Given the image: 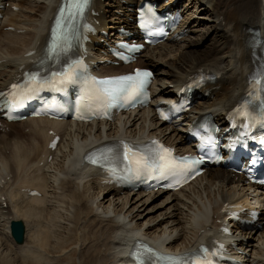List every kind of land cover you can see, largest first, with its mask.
I'll use <instances>...</instances> for the list:
<instances>
[{
  "label": "bare ground",
  "instance_id": "6f19581e",
  "mask_svg": "<svg viewBox=\"0 0 264 264\" xmlns=\"http://www.w3.org/2000/svg\"><path fill=\"white\" fill-rule=\"evenodd\" d=\"M138 1L93 0L92 16L99 30L110 31L107 39L119 26L132 27L128 17L131 4ZM59 2L0 0L4 5L0 88L20 72L19 66L41 53ZM183 8V26L201 32L198 42L209 37L202 46L187 36L179 42L147 46L131 65L99 66L103 74L124 72L132 65L152 66L154 101L149 107L119 115L111 122L30 118L0 128V264H129L126 252L135 239L151 241L169 252L190 251L218 234L219 220H225L233 203L253 198L264 206L262 194L252 196L243 176L222 167L209 168L177 192H121L105 184L101 172L82 160L90 149L116 138L155 137L177 150L190 151L191 147H184L182 134L186 124L182 128L166 126L157 120L152 105L171 97L195 73L213 76L207 84L213 87V96L195 103L190 121L205 112L220 120L245 92L259 56L252 30L258 28L264 35V0H186ZM202 20H209V27L200 29ZM101 39L105 37L99 35ZM29 50L35 53L26 56ZM100 51L99 47L94 54L99 57ZM159 63L166 69L159 68ZM49 130L61 136L54 152L47 149L52 138ZM5 149H10L9 154ZM25 187L37 189L40 195L28 196L21 190ZM101 192L109 197L99 200ZM160 194L165 196L159 198ZM154 199L161 200L159 207L169 204L167 210H179L181 219L166 216V209L154 215L157 206H149ZM20 218L24 219L26 240L17 245L10 237L9 223ZM259 221H264V211ZM228 236L227 244L235 243L232 251L240 249L247 264H264V226L245 233L235 226Z\"/></svg>",
  "mask_w": 264,
  "mask_h": 264
},
{
  "label": "snow or ice",
  "instance_id": "6c2138e0",
  "mask_svg": "<svg viewBox=\"0 0 264 264\" xmlns=\"http://www.w3.org/2000/svg\"><path fill=\"white\" fill-rule=\"evenodd\" d=\"M90 4L91 0H66L65 7L61 8L60 11L62 14L67 11V18L63 22L57 21V27L53 30V39L56 41L53 48H61L62 44H66L69 41L74 35L75 18L82 15ZM141 26L146 27L143 24ZM150 75L147 71L137 70L134 74L115 78L98 81L93 78L92 83L100 86L95 89L93 99L99 106V109L107 115L108 109L116 107L121 103L127 104L139 95L148 84ZM75 79L76 69L74 67H69L61 72H52L48 79L43 78L39 72H35L29 74L28 86L25 91L36 92L45 86L55 87L56 85L72 83ZM261 82H264V73L259 74L256 80L258 84ZM12 87L16 89L18 85H12ZM12 97L13 102H15L16 94L13 93ZM164 118L167 119V117ZM261 143H264V141H261ZM153 144L157 145L156 149L140 152L121 142L123 147L122 159L126 162V171L139 174L142 171L157 167L163 172L178 175L187 170L188 165L183 160L181 162L173 160L170 149L164 148L163 145H158L155 141ZM121 145L102 148L96 153L89 155L87 159L94 165L106 167L109 163L121 159ZM187 159L184 158V160ZM192 163H198V161H192ZM111 171L115 173L116 169L112 168ZM201 251L207 252L208 250L202 249ZM167 259L171 264H189L190 260L189 257H168ZM191 264H211V262L202 260L199 254H194L191 258Z\"/></svg>",
  "mask_w": 264,
  "mask_h": 264
},
{
  "label": "rangeland",
  "instance_id": "374dc122",
  "mask_svg": "<svg viewBox=\"0 0 264 264\" xmlns=\"http://www.w3.org/2000/svg\"><path fill=\"white\" fill-rule=\"evenodd\" d=\"M183 3H184V1L185 0H181ZM114 7V6H113ZM31 15H33V14H31ZM206 21H209V20H202L201 21V24H203L202 26L203 27H200V29H202V28H207V27H209V24L208 23H206ZM210 22V21H209ZM194 23V20L192 21V24ZM208 24V26H206ZM205 26V27H204ZM8 32V31H7ZM23 32H25V29L23 30ZM197 32H199V33H197ZM212 32H213V30H211V34H208V36H212ZM197 33V34H196ZM200 35H201V32L200 31H196V32H192L191 34H190V36H189V38H191L190 40H194V41H192V42H194L195 43V41L197 42V43H199V45L198 46H202L203 44H204V42H207L208 40V38L209 37H207L206 39H204V40H202L201 42H198L197 40H199V37H200ZM191 46H193L194 47V45H191ZM203 47H206V46H203ZM160 64L161 63H159V68H161V69H166V66H165V64H163L164 66H165V68H162L161 66H160ZM152 67V66H151ZM9 145V144H8ZM10 152V149H5L3 152L5 153V154H9V152ZM94 191H98V189H95ZM120 196H121V194H119ZM160 197L159 198H162V197H164L162 194H160L159 195ZM101 197H103V198H108L109 197V194H105L104 192H101L100 193V195H99V200H100V198ZM72 201H75L74 199H72ZM102 201V200H101ZM161 202V200H159V199H154L153 201H151L150 203H149V206H157L156 207V211H155V213H153L154 215L155 214H158V213H162V212H164L165 211V209H166V216H169V217H172V216H175V218L176 219H178V220H180L181 219V217H179V214H178V212H176V211H179V210H172V211H169V210H167V207L169 206V204H163L161 207H165V208H161V207H159L160 205L158 204V203H160ZM104 204H106V203H104ZM129 206V205H128ZM131 207V206H130ZM129 207V208H130ZM175 212V214H173L172 215V213H174ZM23 222H24V219H22V218H20ZM26 222V221H25ZM180 222V221H179ZM29 230V229H28ZM175 235V234H174ZM25 240H26V238H25ZM11 246V245H10ZM15 246H13L12 245V247H11V249L13 250V251H15V248H14ZM16 264H20L19 262H17Z\"/></svg>",
  "mask_w": 264,
  "mask_h": 264
},
{
  "label": "water",
  "instance_id": "95a60500",
  "mask_svg": "<svg viewBox=\"0 0 264 264\" xmlns=\"http://www.w3.org/2000/svg\"><path fill=\"white\" fill-rule=\"evenodd\" d=\"M12 236L17 243L23 241L24 227L21 221H12L11 223Z\"/></svg>",
  "mask_w": 264,
  "mask_h": 264
}]
</instances>
